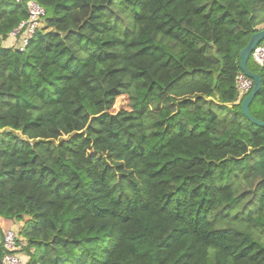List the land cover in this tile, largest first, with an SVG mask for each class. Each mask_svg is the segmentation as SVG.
<instances>
[{"label": "trees", "instance_id": "trees-1", "mask_svg": "<svg viewBox=\"0 0 264 264\" xmlns=\"http://www.w3.org/2000/svg\"><path fill=\"white\" fill-rule=\"evenodd\" d=\"M28 1L39 27L0 46V219L24 264H264V128L235 84L264 0H0V37Z\"/></svg>", "mask_w": 264, "mask_h": 264}, {"label": "built area", "instance_id": "built-area-1", "mask_svg": "<svg viewBox=\"0 0 264 264\" xmlns=\"http://www.w3.org/2000/svg\"><path fill=\"white\" fill-rule=\"evenodd\" d=\"M26 10L27 19L21 22L6 39L0 37V46L11 47L19 43V50L22 51L28 44L34 31L39 27L40 20L44 16L45 11L34 1L27 2ZM22 30H24L25 33L21 36ZM250 58L255 65L260 67L264 66V42L255 47ZM235 84L239 99L245 98L253 87L252 80L246 77L241 71L236 77ZM0 246L4 251L1 264L25 263L27 259L23 254L25 242L21 239L17 240L16 233L13 230H2V236L0 235Z\"/></svg>", "mask_w": 264, "mask_h": 264}, {"label": "water", "instance_id": "water-1", "mask_svg": "<svg viewBox=\"0 0 264 264\" xmlns=\"http://www.w3.org/2000/svg\"><path fill=\"white\" fill-rule=\"evenodd\" d=\"M264 42V27L258 29L252 33L246 46L239 52V69L249 79L252 80L253 87L250 93L242 100L240 109L242 115L252 124L259 128H264V122L253 118L249 112V106L252 103L254 97L259 93L261 88V79L259 75L250 72L247 69V62L251 56V53L259 44Z\"/></svg>", "mask_w": 264, "mask_h": 264}, {"label": "rangeland", "instance_id": "rangeland-1", "mask_svg": "<svg viewBox=\"0 0 264 264\" xmlns=\"http://www.w3.org/2000/svg\"><path fill=\"white\" fill-rule=\"evenodd\" d=\"M260 28H261V27H260ZM119 104H120V102L117 103V105H119ZM21 225H23V224H20L19 226L14 227V226H15L14 224H12V223H10V222H4V223H3V227H2V229H3V231L11 230V229H12V230H13V229H14V230H19L18 227L20 228ZM2 229H1V230H2ZM24 256H25V254H24ZM25 257H26V256H25Z\"/></svg>", "mask_w": 264, "mask_h": 264}, {"label": "crops", "instance_id": "crops-1", "mask_svg": "<svg viewBox=\"0 0 264 264\" xmlns=\"http://www.w3.org/2000/svg\"><path fill=\"white\" fill-rule=\"evenodd\" d=\"M4 222H7V221H4V220H2V219H0V229H2V227H3V223ZM3 230V229H2Z\"/></svg>", "mask_w": 264, "mask_h": 264}]
</instances>
